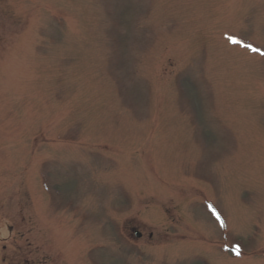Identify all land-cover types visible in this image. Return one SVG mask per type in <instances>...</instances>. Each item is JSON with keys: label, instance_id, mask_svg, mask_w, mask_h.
<instances>
[{"label": "rangeland", "instance_id": "obj_1", "mask_svg": "<svg viewBox=\"0 0 264 264\" xmlns=\"http://www.w3.org/2000/svg\"><path fill=\"white\" fill-rule=\"evenodd\" d=\"M55 262L264 264V0H0V264Z\"/></svg>", "mask_w": 264, "mask_h": 264}, {"label": "snow or ice", "instance_id": "obj_2", "mask_svg": "<svg viewBox=\"0 0 264 264\" xmlns=\"http://www.w3.org/2000/svg\"><path fill=\"white\" fill-rule=\"evenodd\" d=\"M248 47H251L250 45ZM219 219V217H217Z\"/></svg>", "mask_w": 264, "mask_h": 264}, {"label": "flooded vegetation", "instance_id": "obj_3", "mask_svg": "<svg viewBox=\"0 0 264 264\" xmlns=\"http://www.w3.org/2000/svg\"><path fill=\"white\" fill-rule=\"evenodd\" d=\"M55 264H56V262H55Z\"/></svg>", "mask_w": 264, "mask_h": 264}]
</instances>
